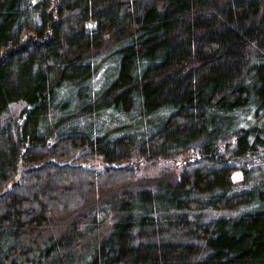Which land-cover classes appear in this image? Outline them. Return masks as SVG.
I'll use <instances>...</instances> for the list:
<instances>
[{"label":"trees","instance_id":"16d2710c","mask_svg":"<svg viewBox=\"0 0 264 264\" xmlns=\"http://www.w3.org/2000/svg\"><path fill=\"white\" fill-rule=\"evenodd\" d=\"M263 164L264 0H0V264H264Z\"/></svg>","mask_w":264,"mask_h":264},{"label":"rangeland","instance_id":"374dc122","mask_svg":"<svg viewBox=\"0 0 264 264\" xmlns=\"http://www.w3.org/2000/svg\"><path fill=\"white\" fill-rule=\"evenodd\" d=\"M24 109V105H20V104H13L10 106V108L7 110V112L3 115V122L8 121L10 118L18 116ZM4 122V123H5ZM111 125V124H110ZM107 126H109V124H107ZM99 126L94 125V129L98 128ZM110 131V129H109ZM232 141V140H230ZM227 142H224V146L226 145ZM195 145H199V142L196 143ZM194 145V146H195ZM235 145L230 146L231 148H229L228 150H221L223 152V154H229ZM196 147V146H195ZM188 155L189 156V152H186L184 154H182L181 156H177V158L175 159H159L156 162H147L146 160L139 158V157H134L132 159V166H134L135 169V182H133L130 186L125 187L124 189H122L121 191L111 195V198H114L117 194H119L120 192H122L123 190L128 192H135L138 191L139 189L145 187L142 186V183H140L141 181H149L152 179H157L161 176L162 173H167L170 176L176 178L177 175L180 174L181 172V162L184 161L185 156ZM256 161V162H255ZM245 164V161H242L241 163ZM246 164H251V162L258 163V160H256L255 158H253V156H250L247 160H246ZM179 163V164H177ZM232 164H234L235 166H240L241 163L236 161H232ZM243 164V165H244ZM261 165V164H259ZM88 166H90L91 169H93L96 172H102L106 167L107 164L103 162V159L101 157H99L98 159H96L95 161L91 162ZM264 167V164H263ZM239 174L238 172L235 175V178H238ZM153 183V182H152ZM150 183V184H152ZM128 190V191H127ZM109 197V196H107ZM106 200V198L104 197V199H98L96 202H94V204H92V206L90 208H87L86 210H82L81 212H77L74 215L70 216L67 219L58 221V222H51L49 225V229L46 230V232H42V237L40 238V240H45L46 238H53V241H56L59 239V237H61L62 233L65 231V229L71 224L73 223L75 220H77L78 218H80L82 215L85 216V220L87 222H89L88 219H91V217L94 216H98L97 215V210L100 209V206L105 205L104 201ZM83 226H81L79 228V230L82 232L83 231ZM106 227H107V223L104 222L103 224H101L100 228H98L97 230H95L92 235L86 236L84 237V239L81 241V244L79 245V247H76V251L73 252V258L69 259L68 261H72V263H76L78 261V256L85 251V256L83 257V259L85 261H89L91 259V252L94 248V244L98 243L99 240L103 235H105L106 233ZM88 234V233H87ZM74 260V261H73Z\"/></svg>","mask_w":264,"mask_h":264},{"label":"water","instance_id":"95a60500","mask_svg":"<svg viewBox=\"0 0 264 264\" xmlns=\"http://www.w3.org/2000/svg\"><path fill=\"white\" fill-rule=\"evenodd\" d=\"M203 156L202 155H198L197 157H195V158H190L188 155L186 156V159H187V162L188 163H193V162H195L196 160H199V159H201ZM177 164H179V163H177Z\"/></svg>","mask_w":264,"mask_h":264}]
</instances>
